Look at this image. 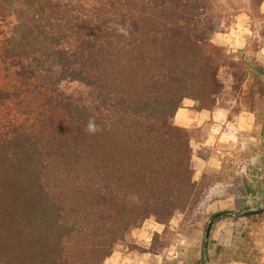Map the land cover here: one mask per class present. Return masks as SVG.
Wrapping results in <instances>:
<instances>
[{"label": "trees", "instance_id": "trees-1", "mask_svg": "<svg viewBox=\"0 0 264 264\" xmlns=\"http://www.w3.org/2000/svg\"><path fill=\"white\" fill-rule=\"evenodd\" d=\"M263 2L249 3L260 24ZM220 17L215 0H0V264H103L120 244L169 245L170 221L211 180L195 177L173 122L183 100L264 109V61L207 38ZM150 218L163 230L139 248L128 237ZM244 240L232 234L233 260L257 264Z\"/></svg>", "mask_w": 264, "mask_h": 264}, {"label": "rangeland", "instance_id": "rangeland-1", "mask_svg": "<svg viewBox=\"0 0 264 264\" xmlns=\"http://www.w3.org/2000/svg\"><path fill=\"white\" fill-rule=\"evenodd\" d=\"M250 1L215 0L221 17L216 30L207 38L233 52L236 57H256L264 61L261 58L264 56L260 54L262 39L258 38L264 24H260L252 14L249 16ZM244 13L248 19L244 18ZM216 35L222 41L231 42L226 45L219 43ZM223 105L227 108L228 119L222 127L211 130L204 124L187 130L193 147L195 143L210 138L209 160L202 171L195 174L198 178L206 173L211 179L210 185L195 212L187 217L176 216L170 221L167 226L170 231L169 245L157 254L129 250L125 244H120L103 264H205L200 262L202 257L206 264H243L233 260L236 248H231V239L234 232L248 235L249 240H244L241 246L245 247L254 262L264 264V215L254 220L235 218L238 212L264 206V138L261 131L264 109L249 114L241 108L235 115L233 110L238 104L234 98H225ZM243 114L249 118L248 122L232 119ZM220 211L232 214L213 219L208 238L204 240L209 219ZM162 230L163 226L150 218L130 233L128 241L139 248H146L153 234ZM218 247L222 249L220 252L217 251Z\"/></svg>", "mask_w": 264, "mask_h": 264}, {"label": "crops", "instance_id": "crops-1", "mask_svg": "<svg viewBox=\"0 0 264 264\" xmlns=\"http://www.w3.org/2000/svg\"><path fill=\"white\" fill-rule=\"evenodd\" d=\"M260 10L261 12H264V2L261 4ZM243 16L246 19L249 18L248 15L245 13L243 14ZM237 23L238 22H236V24L234 25L236 26ZM215 39L217 40V42L225 44V45L231 42V41L228 42V41L220 40L218 38V35H216ZM260 54L264 56V38H262V45L260 46ZM261 58L264 60V57H261ZM192 106H193L192 101L183 100L181 108H179L176 111L174 118H173V122L175 125L188 130V129L199 128L205 124L211 127L210 128L211 130H217L218 128L222 127V125H224L225 121L228 119V115H227L228 111L226 110L227 108L225 107H218L214 109L213 111L209 112V111H204V110L195 111L192 109ZM232 119L237 120V122H241L242 120L244 121L247 120L246 122L249 121V118H247V115L245 114L234 116ZM191 148L193 151L191 162H192L195 174H199L202 171V167H204L205 164L209 160V157L207 155L210 150V138L205 139L203 142L195 143L194 147L191 145Z\"/></svg>", "mask_w": 264, "mask_h": 264}, {"label": "water", "instance_id": "water-1", "mask_svg": "<svg viewBox=\"0 0 264 264\" xmlns=\"http://www.w3.org/2000/svg\"><path fill=\"white\" fill-rule=\"evenodd\" d=\"M227 213H228V211H220V212L214 213L211 216V218L209 219V221H208V223L206 225V229H205V232H204V240H206L208 238L210 227H211L213 219H215L216 217L221 216L223 214H227ZM261 213H264V206L261 207L260 209H257V210L246 211V212L243 213V215H245V216H248V215L256 216V215H259ZM204 247H205V244H203V248Z\"/></svg>", "mask_w": 264, "mask_h": 264}, {"label": "clouds", "instance_id": "clouds-1", "mask_svg": "<svg viewBox=\"0 0 264 264\" xmlns=\"http://www.w3.org/2000/svg\"><path fill=\"white\" fill-rule=\"evenodd\" d=\"M118 31L124 33L125 35H127V33L125 32V30L123 28H119ZM86 130L90 134H94L95 131H97V126L95 125V123L93 121L90 120L88 122L87 126H86Z\"/></svg>", "mask_w": 264, "mask_h": 264}]
</instances>
